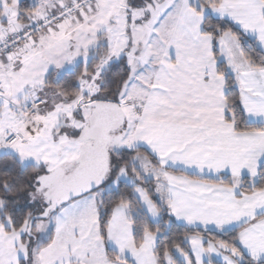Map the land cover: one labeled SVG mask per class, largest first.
<instances>
[{
    "label": "snow or ice",
    "instance_id": "obj_1",
    "mask_svg": "<svg viewBox=\"0 0 264 264\" xmlns=\"http://www.w3.org/2000/svg\"><path fill=\"white\" fill-rule=\"evenodd\" d=\"M0 264H264V0H0Z\"/></svg>",
    "mask_w": 264,
    "mask_h": 264
}]
</instances>
